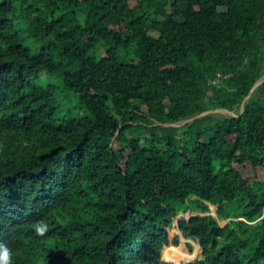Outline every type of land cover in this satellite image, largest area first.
Returning <instances> with one entry per match:
<instances>
[{"label":"trees","instance_id":"16d2710c","mask_svg":"<svg viewBox=\"0 0 264 264\" xmlns=\"http://www.w3.org/2000/svg\"><path fill=\"white\" fill-rule=\"evenodd\" d=\"M263 78L264 0H0L9 264H264Z\"/></svg>","mask_w":264,"mask_h":264},{"label":"rangeland","instance_id":"374dc122","mask_svg":"<svg viewBox=\"0 0 264 264\" xmlns=\"http://www.w3.org/2000/svg\"><path fill=\"white\" fill-rule=\"evenodd\" d=\"M214 113L222 114V115H229L230 114V113L224 112V111L223 112L222 111H216ZM210 209H211L210 214L213 215L214 217H217L216 207L210 206ZM205 215H207V213H200V212H197L196 210H193L192 212L187 213V214L179 213L178 219H183V218L188 219L191 217L205 216ZM231 220L232 219H228V220L218 219V222H219L221 227H225L230 223ZM177 222H178V220L175 219L174 229L170 233L171 239H174L177 235H179L181 237L180 238V245H181L180 247H182L184 249L185 253L197 255L194 263L200 261L202 259V249H200V252L198 254L196 253V245L197 244L199 245V243L194 239L186 240L184 238L183 234L178 230ZM166 252H167V249H165L163 252L164 261H166L165 260ZM171 259L174 260L172 262L178 261V262H176L178 264H191V263H187L186 261H183L181 259H178L177 256H171Z\"/></svg>","mask_w":264,"mask_h":264},{"label":"clouds","instance_id":"9594fccd","mask_svg":"<svg viewBox=\"0 0 264 264\" xmlns=\"http://www.w3.org/2000/svg\"><path fill=\"white\" fill-rule=\"evenodd\" d=\"M47 225L41 222L36 230L41 234L46 230ZM0 264H9V249L7 245L0 244Z\"/></svg>","mask_w":264,"mask_h":264},{"label":"water","instance_id":"95a60500","mask_svg":"<svg viewBox=\"0 0 264 264\" xmlns=\"http://www.w3.org/2000/svg\"><path fill=\"white\" fill-rule=\"evenodd\" d=\"M264 83V78L261 80V81H259L255 86H254V88L252 89V91H251V93H250V95L246 98V100L251 96V94L256 90V88L257 87H259L261 84H263ZM216 111H224V112H228V113H230V115H233L234 116V113L233 112H229V111H227V110H225V109H219V110H216ZM216 111H210V112H206L205 114H202V115H200V116H198V117H202V116H204V115H206V114H209V113H212V112H216ZM244 111V104L242 105V110H241V112H243ZM198 117H195V118H193V119H191V120H195L196 118H198ZM191 120H188V121H185V122H189V121H191ZM178 221L180 220V219H177Z\"/></svg>","mask_w":264,"mask_h":264}]
</instances>
